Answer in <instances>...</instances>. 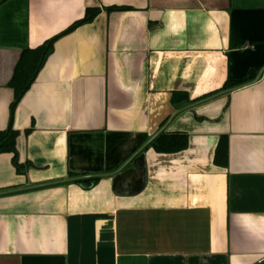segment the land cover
I'll return each mask as SVG.
<instances>
[{
	"label": "crops",
	"instance_id": "obj_1",
	"mask_svg": "<svg viewBox=\"0 0 264 264\" xmlns=\"http://www.w3.org/2000/svg\"><path fill=\"white\" fill-rule=\"evenodd\" d=\"M8 129L0 264H264V0H0Z\"/></svg>",
	"mask_w": 264,
	"mask_h": 264
},
{
	"label": "trees",
	"instance_id": "obj_2",
	"mask_svg": "<svg viewBox=\"0 0 264 264\" xmlns=\"http://www.w3.org/2000/svg\"><path fill=\"white\" fill-rule=\"evenodd\" d=\"M115 9H120V8L119 7H108L107 8L108 11L115 10ZM97 12H98L97 9L88 8L86 10L85 16L81 18L80 20L76 21L75 23H73L67 30H71L79 24L90 21ZM46 48L47 47L43 46L37 49L35 55L31 57L30 62L26 64L25 70L27 68H30V72H31V75L29 74L30 80L34 77L38 68L41 66L45 53H47ZM23 71H24V68L20 69V75L23 74ZM15 101H14V104H15ZM15 136H16V133L13 131H10V129H8L6 132L0 133V152H12L13 153L12 162L16 168V171L22 172L24 169V166L21 165L17 160V152L15 149ZM184 144H185V139L183 135L167 134V133H160L151 143V145L157 151H161V152L180 149ZM95 181L96 179L93 178L90 180L83 179L78 182L79 183L81 182L89 183L88 184L89 186L95 183Z\"/></svg>",
	"mask_w": 264,
	"mask_h": 264
},
{
	"label": "water",
	"instance_id": "obj_3",
	"mask_svg": "<svg viewBox=\"0 0 264 264\" xmlns=\"http://www.w3.org/2000/svg\"><path fill=\"white\" fill-rule=\"evenodd\" d=\"M143 156L140 155L135 158V162L139 164V166L127 168L121 174L115 176L114 180L118 181V185L120 187H130L131 191L139 190L144 184V161ZM143 168V169H140ZM138 175V177H137ZM114 181V182H115Z\"/></svg>",
	"mask_w": 264,
	"mask_h": 264
}]
</instances>
